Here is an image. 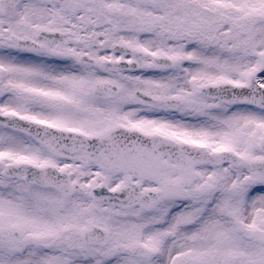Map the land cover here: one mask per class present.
I'll return each instance as SVG.
<instances>
[{
  "label": "snow or ice",
  "instance_id": "1",
  "mask_svg": "<svg viewBox=\"0 0 264 264\" xmlns=\"http://www.w3.org/2000/svg\"><path fill=\"white\" fill-rule=\"evenodd\" d=\"M0 264H264V0H0Z\"/></svg>",
  "mask_w": 264,
  "mask_h": 264
}]
</instances>
